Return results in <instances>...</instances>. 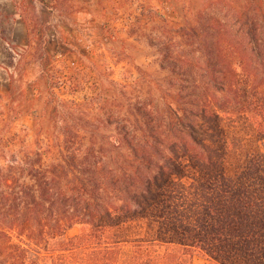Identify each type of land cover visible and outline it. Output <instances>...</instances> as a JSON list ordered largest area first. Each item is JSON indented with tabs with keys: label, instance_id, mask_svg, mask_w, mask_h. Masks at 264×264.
Masks as SVG:
<instances>
[{
	"label": "trees",
	"instance_id": "trees-1",
	"mask_svg": "<svg viewBox=\"0 0 264 264\" xmlns=\"http://www.w3.org/2000/svg\"><path fill=\"white\" fill-rule=\"evenodd\" d=\"M182 37L157 123L0 171V264H264V0H212Z\"/></svg>",
	"mask_w": 264,
	"mask_h": 264
},
{
	"label": "rangeland",
	"instance_id": "rangeland-1",
	"mask_svg": "<svg viewBox=\"0 0 264 264\" xmlns=\"http://www.w3.org/2000/svg\"><path fill=\"white\" fill-rule=\"evenodd\" d=\"M27 1L34 21L51 22L45 30L61 32L64 16L72 23L62 24L63 38L30 54L36 62L33 88H24L17 103L0 104V171L12 169L27 179L24 167L54 164L61 152L75 155L71 162L78 167L85 154L113 150L111 141L125 131L141 134L132 125L135 119L145 123L147 113L157 123L169 104L176 108L179 87L164 54L175 52L168 44L184 39L183 32L212 2L172 0L173 7L160 0V7L141 13L133 24L105 22L97 27L99 37H80L68 34L80 11L75 0ZM117 149L128 151L123 142ZM80 230L74 227L69 234ZM205 260L202 254L194 258Z\"/></svg>",
	"mask_w": 264,
	"mask_h": 264
},
{
	"label": "crops",
	"instance_id": "crops-1",
	"mask_svg": "<svg viewBox=\"0 0 264 264\" xmlns=\"http://www.w3.org/2000/svg\"><path fill=\"white\" fill-rule=\"evenodd\" d=\"M75 1L76 8H80V11L76 13L74 29L67 33L80 37H99L97 27L100 24L108 22L118 27L125 23L133 24L141 13L160 7V0ZM169 3L174 7L172 0ZM28 4L27 0H0V104L12 99V103H17L23 96L24 88L30 84V88H33L36 62L30 54L39 49H48L51 41L63 38L65 28L72 26V23L67 25L64 16L58 24L61 32L45 30L51 22L34 21L27 11ZM62 24H65V28ZM121 33L126 35L123 31ZM192 264L212 263L205 260L194 261Z\"/></svg>",
	"mask_w": 264,
	"mask_h": 264
}]
</instances>
